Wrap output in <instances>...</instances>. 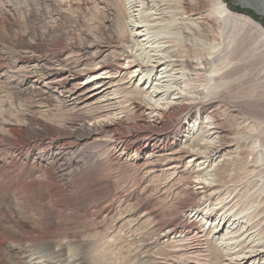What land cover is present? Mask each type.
Wrapping results in <instances>:
<instances>
[{
    "label": "bare ground",
    "instance_id": "bare-ground-1",
    "mask_svg": "<svg viewBox=\"0 0 264 264\" xmlns=\"http://www.w3.org/2000/svg\"><path fill=\"white\" fill-rule=\"evenodd\" d=\"M18 1L40 31L0 80L76 122L0 132V264H264V29L222 0ZM72 1L114 40L59 39Z\"/></svg>",
    "mask_w": 264,
    "mask_h": 264
},
{
    "label": "rangeland",
    "instance_id": "rangeland-1",
    "mask_svg": "<svg viewBox=\"0 0 264 264\" xmlns=\"http://www.w3.org/2000/svg\"><path fill=\"white\" fill-rule=\"evenodd\" d=\"M196 1L199 3L202 1L203 4H209L211 0ZM222 1L231 12H235V14L250 18L264 29V15L257 13L255 10H252L249 7L243 6V4H240L237 0ZM17 2L18 4H16L14 8L11 7L10 11L6 13L5 9L7 3L5 0H0V48H2V46H9L15 43L18 46L20 42L19 40L27 37L31 27H34V29L36 28L37 32L40 31V26L37 21L38 18L32 21V18L27 14L28 12L25 5L21 3L22 1L19 2L17 0ZM74 2L75 1H72V5L70 6H59V22L57 21L58 23L56 22L57 24H54V29L59 30V39L63 41L80 42L84 33H91L96 37V39L103 42V44L114 40L113 35L102 31V29L97 26L98 22L101 21V18L95 9L89 8L87 6H82V8L81 6L77 7L76 3ZM36 4L37 6L39 5L41 7L40 12H38L39 19L49 23L51 21L49 15L53 13V9L49 10L48 8L46 10L44 7H42L43 5L38 3ZM51 25H53V23ZM251 32L252 34H259L258 32H255L254 29H251ZM18 47L16 48L18 49ZM13 59L14 54L11 56L8 55L6 58L8 61ZM28 84L30 83L27 80L19 81L14 79L13 81H4L1 78L0 132H3L5 129L4 127H6L7 124V126L23 129L26 131V134H32V132L34 133L41 129L43 121H50L49 123L51 124L54 121V126H60L59 128L57 127L60 133L70 132L71 128L68 129L67 127L71 125L72 122H76L74 119L75 116H73L74 114L72 112L70 113V111H67L59 101V106L55 102H52L53 109L47 116L46 113L41 111V107H39L40 105L37 104V99H35L32 92L29 90ZM74 133L79 134L78 131ZM15 134H18L17 131H15ZM122 175L125 178H129V180L130 178L132 179L134 177L130 171L125 174L122 173ZM123 180V177L119 178V183H122ZM114 251H116V249H114ZM110 253V256H113L114 254L112 257H115L114 260L117 259V261H121V257L118 255L119 253H114L113 249H110Z\"/></svg>",
    "mask_w": 264,
    "mask_h": 264
}]
</instances>
